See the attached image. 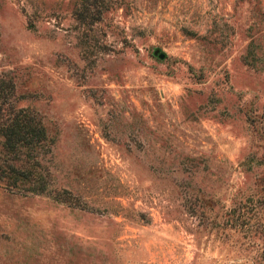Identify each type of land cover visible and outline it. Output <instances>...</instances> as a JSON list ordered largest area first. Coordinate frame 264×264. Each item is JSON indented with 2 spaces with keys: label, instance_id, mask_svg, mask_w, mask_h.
Listing matches in <instances>:
<instances>
[{
  "label": "rangeland",
  "instance_id": "obj_1",
  "mask_svg": "<svg viewBox=\"0 0 264 264\" xmlns=\"http://www.w3.org/2000/svg\"><path fill=\"white\" fill-rule=\"evenodd\" d=\"M0 102L53 136L0 264H264V0H0Z\"/></svg>",
  "mask_w": 264,
  "mask_h": 264
},
{
  "label": "trees",
  "instance_id": "obj_2",
  "mask_svg": "<svg viewBox=\"0 0 264 264\" xmlns=\"http://www.w3.org/2000/svg\"><path fill=\"white\" fill-rule=\"evenodd\" d=\"M52 142L32 111L0 102V185L22 193L44 192L48 176L41 157Z\"/></svg>",
  "mask_w": 264,
  "mask_h": 264
}]
</instances>
